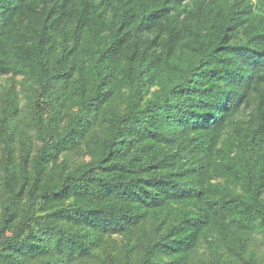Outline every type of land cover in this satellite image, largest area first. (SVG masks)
<instances>
[{
	"label": "trees",
	"instance_id": "1",
	"mask_svg": "<svg viewBox=\"0 0 264 264\" xmlns=\"http://www.w3.org/2000/svg\"><path fill=\"white\" fill-rule=\"evenodd\" d=\"M7 76L0 264H264V0H0Z\"/></svg>",
	"mask_w": 264,
	"mask_h": 264
},
{
	"label": "rangeland",
	"instance_id": "2",
	"mask_svg": "<svg viewBox=\"0 0 264 264\" xmlns=\"http://www.w3.org/2000/svg\"><path fill=\"white\" fill-rule=\"evenodd\" d=\"M16 80L20 81V78H17ZM9 82H10L9 81V76L0 77V87L1 86H7L9 84ZM24 88L27 89V86H25V87H22L20 85L17 86V90L19 92V103L21 105L25 104V96H24V94L26 93V91H25ZM76 162H78V161L76 160Z\"/></svg>",
	"mask_w": 264,
	"mask_h": 264
},
{
	"label": "built area",
	"instance_id": "3",
	"mask_svg": "<svg viewBox=\"0 0 264 264\" xmlns=\"http://www.w3.org/2000/svg\"><path fill=\"white\" fill-rule=\"evenodd\" d=\"M253 1V0H252Z\"/></svg>",
	"mask_w": 264,
	"mask_h": 264
}]
</instances>
